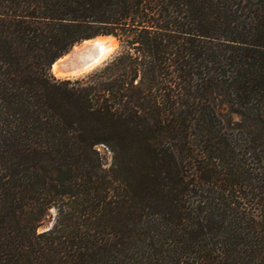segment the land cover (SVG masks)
<instances>
[{
	"label": "trees",
	"instance_id": "obj_1",
	"mask_svg": "<svg viewBox=\"0 0 264 264\" xmlns=\"http://www.w3.org/2000/svg\"><path fill=\"white\" fill-rule=\"evenodd\" d=\"M0 264H264V0H0Z\"/></svg>",
	"mask_w": 264,
	"mask_h": 264
},
{
	"label": "bare ground",
	"instance_id": "obj_2",
	"mask_svg": "<svg viewBox=\"0 0 264 264\" xmlns=\"http://www.w3.org/2000/svg\"><path fill=\"white\" fill-rule=\"evenodd\" d=\"M118 42V41H117ZM111 37H97L74 47L68 55L56 61L51 70L56 76H78L102 62L116 47ZM63 67L60 69L59 67Z\"/></svg>",
	"mask_w": 264,
	"mask_h": 264
},
{
	"label": "rangeland",
	"instance_id": "obj_3",
	"mask_svg": "<svg viewBox=\"0 0 264 264\" xmlns=\"http://www.w3.org/2000/svg\"><path fill=\"white\" fill-rule=\"evenodd\" d=\"M100 37H111V36H100ZM113 39H115L114 37H111ZM116 40V39H115ZM83 42L75 45L74 47H78L80 45H82ZM116 48L114 50H112L109 55L102 61L100 62L99 64L95 65L94 67H92L91 69L79 74L78 76H56L54 74V72H51V74L53 75V77H55L56 79H69V80H76V79H82V78H85L93 73H95L96 71L100 70L104 65H106L108 62H110L114 56L120 51V44L119 42H117L116 40ZM72 49H70L65 55H68V53H70ZM64 56V55H63ZM233 119L235 121H239L241 120L240 117L234 115L233 116ZM100 153L102 154L103 156V164L105 166V168H108L109 165H110V156H109V153L106 152L105 149L103 148H100ZM54 216H55V211L53 209H51L49 211V216L47 217V222H45V224L39 229L40 231L41 230H45L47 227H49V225H52L53 224V221H54Z\"/></svg>",
	"mask_w": 264,
	"mask_h": 264
},
{
	"label": "water",
	"instance_id": "obj_4",
	"mask_svg": "<svg viewBox=\"0 0 264 264\" xmlns=\"http://www.w3.org/2000/svg\"><path fill=\"white\" fill-rule=\"evenodd\" d=\"M59 59H60V58H59ZM57 60H58V59H57ZM57 60H56V61H57ZM56 61L52 63L51 67L56 63ZM59 68H60V69H63V67H61V66H60ZM50 70H51V68H50ZM63 70H64V69H63ZM51 227H52V225H49V227H47V228L45 229V231L49 230Z\"/></svg>",
	"mask_w": 264,
	"mask_h": 264
}]
</instances>
